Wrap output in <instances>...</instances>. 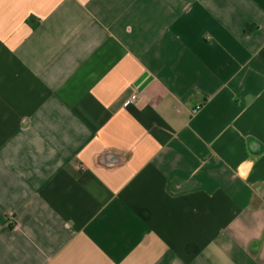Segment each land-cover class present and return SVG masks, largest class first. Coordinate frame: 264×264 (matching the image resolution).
I'll return each instance as SVG.
<instances>
[{"label":"crops","instance_id":"crops-1","mask_svg":"<svg viewBox=\"0 0 264 264\" xmlns=\"http://www.w3.org/2000/svg\"><path fill=\"white\" fill-rule=\"evenodd\" d=\"M0 264H264V0H0Z\"/></svg>","mask_w":264,"mask_h":264},{"label":"built area","instance_id":"built-area-1","mask_svg":"<svg viewBox=\"0 0 264 264\" xmlns=\"http://www.w3.org/2000/svg\"><path fill=\"white\" fill-rule=\"evenodd\" d=\"M138 99L137 94H133L130 99L126 102L125 106L128 107L129 105L133 104ZM200 109V106L196 107L194 112L198 111Z\"/></svg>","mask_w":264,"mask_h":264}]
</instances>
